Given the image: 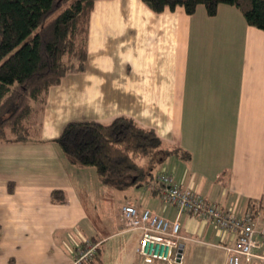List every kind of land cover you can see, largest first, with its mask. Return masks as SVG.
<instances>
[{
  "label": "crops",
  "instance_id": "0c3cea01",
  "mask_svg": "<svg viewBox=\"0 0 264 264\" xmlns=\"http://www.w3.org/2000/svg\"><path fill=\"white\" fill-rule=\"evenodd\" d=\"M121 116L178 149L145 186L126 190L69 164L55 141L69 121ZM160 171L237 215L264 200V32L228 5L208 16L200 6L189 15L181 7L155 13L141 0H96L86 68L49 88L39 139L0 143V264H80L79 251L91 244L103 264H165L136 253L140 233L119 219L128 202L179 216L180 264H228L233 234L178 215L152 188ZM55 189L65 203L51 201Z\"/></svg>",
  "mask_w": 264,
  "mask_h": 264
},
{
  "label": "trees",
  "instance_id": "16d2710c",
  "mask_svg": "<svg viewBox=\"0 0 264 264\" xmlns=\"http://www.w3.org/2000/svg\"><path fill=\"white\" fill-rule=\"evenodd\" d=\"M95 1L0 0V143L39 139L49 88L66 74L86 68ZM141 1L155 13L181 7L189 15L199 5L208 16H214L219 5L233 6L248 26L264 32V0ZM55 141L69 164L94 168L98 180L116 190L141 183L164 158L178 153L177 148L164 149L152 129L125 116L108 124L69 121ZM14 188L9 181L8 192ZM50 198L66 202L59 189ZM83 263L103 264L99 249Z\"/></svg>",
  "mask_w": 264,
  "mask_h": 264
},
{
  "label": "built area",
  "instance_id": "2783aa9c",
  "mask_svg": "<svg viewBox=\"0 0 264 264\" xmlns=\"http://www.w3.org/2000/svg\"><path fill=\"white\" fill-rule=\"evenodd\" d=\"M156 181L159 185L152 184V188L159 190L162 200L173 205L178 215L190 213L208 219L218 229L233 234L234 246L227 249L228 264L248 263L252 259L264 262V201H257L244 215H237L234 210L207 204L203 197L177 184L166 171H160ZM119 219L128 229L140 233L136 253L145 263L180 264L179 216L171 220L128 202L121 207ZM96 249L97 244L81 249L77 262L90 258Z\"/></svg>",
  "mask_w": 264,
  "mask_h": 264
},
{
  "label": "water",
  "instance_id": "95a60500",
  "mask_svg": "<svg viewBox=\"0 0 264 264\" xmlns=\"http://www.w3.org/2000/svg\"><path fill=\"white\" fill-rule=\"evenodd\" d=\"M181 254H182V248H180L178 251V257H181Z\"/></svg>",
  "mask_w": 264,
  "mask_h": 264
},
{
  "label": "rangeland",
  "instance_id": "374dc122",
  "mask_svg": "<svg viewBox=\"0 0 264 264\" xmlns=\"http://www.w3.org/2000/svg\"><path fill=\"white\" fill-rule=\"evenodd\" d=\"M200 7H203L202 5H199ZM204 8V7H203ZM156 167V166H155ZM146 180H143V184L145 186ZM144 189V188H143ZM146 191V190H145ZM147 192V191H146ZM148 193V192H147Z\"/></svg>",
  "mask_w": 264,
  "mask_h": 264
}]
</instances>
